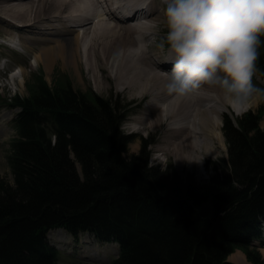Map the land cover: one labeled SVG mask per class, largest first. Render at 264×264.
Listing matches in <instances>:
<instances>
[{
  "label": "trees",
  "instance_id": "1",
  "mask_svg": "<svg viewBox=\"0 0 264 264\" xmlns=\"http://www.w3.org/2000/svg\"><path fill=\"white\" fill-rule=\"evenodd\" d=\"M260 53L256 74L264 80V47ZM36 77L29 96L13 98L19 110L8 158L13 184L0 178V264H65L48 238L56 229L116 243L110 264H234L227 258L236 250L264 264L253 246L264 224L260 116L248 111L235 124L224 117L226 157L197 182L148 165V142L128 154L133 137L121 130L125 116L115 103Z\"/></svg>",
  "mask_w": 264,
  "mask_h": 264
},
{
  "label": "bare ground",
  "instance_id": "2",
  "mask_svg": "<svg viewBox=\"0 0 264 264\" xmlns=\"http://www.w3.org/2000/svg\"><path fill=\"white\" fill-rule=\"evenodd\" d=\"M15 1L25 3L17 4ZM4 2L8 8L5 7L7 12L2 19L6 31H10L9 37L13 30L23 31V35L19 34L16 40L26 43L25 32L36 30L46 33L44 38L34 36L33 42L39 41L42 45L34 57V62L40 61L45 67H49L52 60L61 59L65 67L69 66L78 72V65L80 70L83 66L93 79L98 92H101L104 84V77L98 73H105L106 77L111 78L118 92L127 93L130 99H140L134 100L139 101L141 110L137 113L138 117L134 122L136 126L132 132H152L153 128L163 124L160 131L161 142H158L161 145L158 150L161 151L160 157L171 156L175 163L182 165L185 161L198 164L203 157L214 156L217 150H212L216 146L218 149L224 148V136L220 128L222 108L231 107L239 114V110L244 111L257 104L255 97L243 106L234 104L221 90L207 85L202 86L198 94L192 93L184 97L166 93L163 87L164 73L170 72L172 65L161 63L165 59V52L158 50L161 41L157 36L164 30L160 29L163 14L158 9L163 4L162 0ZM28 16L32 18L26 19ZM36 23L39 24L37 27L34 26ZM68 33L72 34L69 36ZM52 36L55 38H51ZM21 69L19 71L23 73ZM17 74L18 72L11 77L14 79ZM20 76L22 78V74ZM142 98L147 99L145 104L141 103ZM109 245L117 250L116 243ZM88 246L91 244L84 246L81 251ZM95 247L103 249L99 245ZM115 249L114 252L117 253ZM94 250L98 252L97 249ZM262 252L264 254V249ZM105 254L107 253H104V257ZM80 255L91 256L93 260L103 258L96 253L91 255L89 251L87 255ZM231 257L238 264H246L239 256Z\"/></svg>",
  "mask_w": 264,
  "mask_h": 264
},
{
  "label": "rangeland",
  "instance_id": "3",
  "mask_svg": "<svg viewBox=\"0 0 264 264\" xmlns=\"http://www.w3.org/2000/svg\"><path fill=\"white\" fill-rule=\"evenodd\" d=\"M22 2L24 1H15V3L17 4H22ZM5 7H7V4L4 2V0H0V178L4 179L6 182H8L11 185L13 184V177L9 167L8 158L11 154V147H10L11 141L16 136V130H15L13 118L15 117V114L19 110L17 107L13 106L14 103L13 98L16 95L19 97L29 96L33 92V89L37 84L36 76L41 77L51 89L56 88L57 86H64L65 83L68 81L74 90L81 91L89 96L94 95L111 103L112 102L115 103V105L119 107L121 113L126 117L125 118L126 120L123 122L122 126L120 127L121 130L125 133L131 134V136L133 137V140L128 145V154H136L140 152L142 150V145L144 144V142L146 143L148 142L147 144H145L146 146L145 150L148 153V165L157 166L160 170L168 169L170 173H174L178 176H186L188 178L190 177L197 182H202V181H207L209 177L213 174V169H210L209 165H211L212 162L216 163L221 158L226 157L227 148L224 137H223L224 148L218 149V146H216L214 150H212V151L217 150L216 154L214 156L203 157V159L198 164L187 163L185 161L184 162L185 164L182 163L181 165L179 163H175L174 158H172L171 156H169V158L164 157L165 155L164 156L162 155L160 157L161 151L158 150H160L161 145L160 144L158 145V142L159 143L161 142L160 131L162 129L161 127L163 126V124H160L157 127L153 128L152 132L142 131L138 133L137 132L133 133L132 131L136 126L134 122L135 119L138 117L137 113H139L140 112L139 110H141V105L138 104L139 101H134V100H140V99H130L128 98L127 93L118 92L114 88L113 81L111 80V78H109V76L106 77L105 73H103L102 75L98 73L99 76L104 77V80H102V82H104V84L106 83L105 86L104 84L102 85L101 92L100 91L98 92L96 90L93 79L91 78L90 75L86 73V70L85 68H83V66L81 67L82 69L80 70V65H78L79 66L78 68L79 72H78L72 70L71 68H69V66L65 67L63 64L64 62L61 59L52 60V62L50 63L51 65H49V67H45L43 62L40 61L34 62L35 61L34 57L37 51H39L40 48H42V45L40 44L39 41L37 43L36 42L34 43L33 39L36 36L38 38L46 36L45 32L44 34V33H39L36 30H34V32L24 31L25 32L24 38L26 39L27 42L23 43L22 41H19L20 45L19 44L16 45V47H20L22 50L21 49L17 50L16 48L7 47L4 44H2L3 41H1V39H5L4 36L16 40L17 37L15 36H19V34L23 35V33H21L23 31L16 32L15 30H13V34L10 35L11 37H9L8 34H10L9 33L10 31H6V28L4 27L5 24H3L4 19H2L5 18L4 13L7 12ZM164 8H165L164 3L161 4L160 7H158L160 13L163 14V22L161 23L163 26L160 24V29L162 28L164 29L162 31L163 33L157 36L158 39H160V41H162L164 35L166 34V27L164 24ZM31 16H28V18L26 19L30 20L32 18ZM38 25L39 24L36 23L34 26L37 27ZM71 34L72 33H70L69 36ZM53 37L55 38V36H52L51 38ZM50 44L52 45V43ZM50 44L48 45L51 46ZM158 50L161 49L158 47ZM20 68H22L21 70H23V73L19 71ZM14 69H17L16 72H18V74L13 79L10 73H12ZM15 73L12 75H15ZM20 74H22V78ZM253 84L257 88L264 89V80L261 79L257 74L253 77ZM255 98H257V104L244 111L239 110V114H236L231 107H223L222 110L220 111L221 131L223 132L222 128L224 124V117L229 116L233 124H235V121L233 119L236 116L238 117L242 116L248 111L261 117V121L259 125L261 128H263L264 98L261 97H255ZM142 99H141V103L145 104L147 99H144L145 102ZM210 143L213 142L210 141ZM48 238L50 242L54 244L59 250L60 262L65 264H71L78 261L94 262V263L96 262L98 264H110L111 260L117 255V253L114 252L115 248L112 247L111 245H108V247L106 248H105L106 244H102L101 246H99L102 247L103 249L95 247L97 244L94 242L93 238L88 234H80L76 239H74L65 231L56 229L48 232ZM87 244H91V246H88L83 251H81V249H83L84 246H86ZM92 245L95 246L93 247ZM253 246H258L257 247L258 251L260 252L261 256L264 258V254L262 252V250L264 249V224L262 226V238L261 240L253 241ZM94 249H97L98 252H96ZM105 250H107L108 253ZM87 251H89L91 255L96 253L98 254V257H103V258L101 260H93L91 259L92 258L91 256L90 257L87 256L82 257L81 255L79 256V254H83V253L87 255ZM104 253H107L105 254V257H104ZM102 254L103 256H101ZM232 255L239 256V258L245 260L246 264H250L240 250L234 251V253L227 258L229 262L238 264L236 263L235 258L231 257Z\"/></svg>",
  "mask_w": 264,
  "mask_h": 264
},
{
  "label": "clouds",
  "instance_id": "4",
  "mask_svg": "<svg viewBox=\"0 0 264 264\" xmlns=\"http://www.w3.org/2000/svg\"><path fill=\"white\" fill-rule=\"evenodd\" d=\"M166 34L158 47L167 94L184 97L202 86L217 88L243 106L264 98L255 87L264 47V0H163Z\"/></svg>",
  "mask_w": 264,
  "mask_h": 264
}]
</instances>
